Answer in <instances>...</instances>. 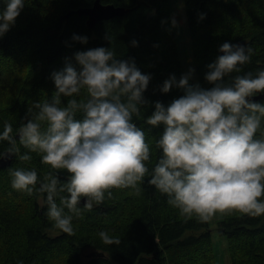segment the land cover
<instances>
[{"label": "clouds", "instance_id": "9594fccd", "mask_svg": "<svg viewBox=\"0 0 264 264\" xmlns=\"http://www.w3.org/2000/svg\"><path fill=\"white\" fill-rule=\"evenodd\" d=\"M2 3L0 39L16 24L26 0ZM171 26H179L175 15ZM72 40L88 43L85 35L73 34ZM131 43L138 46L136 40ZM218 51L222 54L204 75L211 87L191 82L192 66L163 81L162 93L175 88L184 94L167 105L156 101L151 115L143 116L149 131L163 126L155 148L134 121L148 104L144 93L152 74L134 58H118L112 47L66 57L64 67L51 73L52 98L34 101L15 129L9 121L0 128V144L7 142L0 160L15 156L30 162L35 153L51 169L41 177L35 167H10L12 188L36 194L47 205L52 227L70 235L74 217L114 198L113 189L139 192L146 176L185 218L208 221L218 212L264 215V102L252 99L264 93V66L243 71L254 52L246 44L225 41ZM154 151L159 154L150 168ZM98 235L105 245L121 244L106 229Z\"/></svg>", "mask_w": 264, "mask_h": 264}, {"label": "trees", "instance_id": "16d2710c", "mask_svg": "<svg viewBox=\"0 0 264 264\" xmlns=\"http://www.w3.org/2000/svg\"><path fill=\"white\" fill-rule=\"evenodd\" d=\"M93 2L26 0L16 24L0 39V128L9 121L15 129L34 101L52 98L55 85L51 73L64 67L66 57L88 48L112 47L118 58H134L143 72L152 74L144 93L148 104L134 121L145 128L155 148L163 126L149 131L143 116L151 115L156 101L167 105L184 94L175 88L169 93L160 91L171 74L179 78L183 73L171 26L170 0H101L127 12L92 28L84 16L65 17ZM182 4L193 67L201 86L211 87L204 79L207 65L222 54L218 49L225 41H244L254 49L244 72L264 66V0H183ZM3 6L0 0V9ZM201 13L206 14L203 20L199 19ZM73 34L87 36L88 43L73 41ZM132 40L138 41V46H132ZM257 101L264 102V98ZM62 102L67 98L62 97ZM6 147L7 142L0 144V151ZM158 154L153 152L150 168ZM32 155L30 162L14 156L9 166L0 168V264H18L20 260L23 264H216L208 221L180 215L167 203L166 195L147 183L148 176L139 192L113 189L114 198L74 217V234L53 228L46 216L47 205L36 194L30 196L11 186L10 167H35L41 177L51 170L38 154ZM59 175L61 180L67 178L65 171ZM103 229L118 236L121 244H103L98 235ZM218 231L226 238L230 264H264V215L224 212Z\"/></svg>", "mask_w": 264, "mask_h": 264}, {"label": "rangeland", "instance_id": "374dc122", "mask_svg": "<svg viewBox=\"0 0 264 264\" xmlns=\"http://www.w3.org/2000/svg\"><path fill=\"white\" fill-rule=\"evenodd\" d=\"M183 0H170L172 14L176 16L178 27L175 28L179 56L181 60L182 71L186 72L189 66L193 67V59L190 50L188 30L184 18ZM193 83L198 82L194 72ZM222 218V213L218 212L214 217L208 220L209 230L211 232L213 250L216 258V264H230L227 254V242L224 235L218 231V222Z\"/></svg>", "mask_w": 264, "mask_h": 264}, {"label": "water", "instance_id": "95a60500", "mask_svg": "<svg viewBox=\"0 0 264 264\" xmlns=\"http://www.w3.org/2000/svg\"><path fill=\"white\" fill-rule=\"evenodd\" d=\"M127 10L121 7H115L114 5L108 4L104 5L101 3V0H94L92 6L86 8H78L76 10H72L66 14L65 17H68L72 14H77L79 16L86 17V24L89 28L94 27L99 21L108 20L113 17H121L123 16ZM240 44H244V41L238 42ZM264 98V93L258 94L253 97L254 100H260ZM13 157L8 159L0 160V168L7 167L13 160Z\"/></svg>", "mask_w": 264, "mask_h": 264}]
</instances>
